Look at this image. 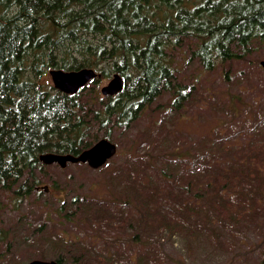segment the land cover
Masks as SVG:
<instances>
[{
    "label": "trees",
    "instance_id": "obj_1",
    "mask_svg": "<svg viewBox=\"0 0 264 264\" xmlns=\"http://www.w3.org/2000/svg\"><path fill=\"white\" fill-rule=\"evenodd\" d=\"M13 9L14 14H10ZM182 35L195 39L189 61H197L201 70L197 82L188 84L178 83L174 64L166 54L172 46L170 38ZM256 45L264 48V0H0V189L14 190L18 196L31 195L43 180L28 184L26 175L33 176L38 168L44 173L40 156L49 152L80 153L99 140L94 133L96 124L110 139L112 128L107 129L108 125L129 127L146 106L164 96H174L168 110L191 106L206 73L211 75L220 68L223 77L232 81L230 64L253 63L249 57ZM57 68H93L99 76L90 81L88 90L87 84L77 93L67 94L45 77L44 71ZM112 72L124 77L125 86L114 96H102L100 83ZM252 123V133L264 130L258 114ZM214 140L225 146L211 157L207 156L213 152L211 147L208 153L197 155L198 159H207L205 166L180 174V169H169L167 164L161 174L163 180L159 178L156 183L146 175L150 154L128 159L122 193L128 187L134 192L139 205L135 218L124 213L122 207L117 216L107 207L94 206L97 202L88 201L86 195L64 202L63 208L70 203L77 205L91 227L105 221L110 227L113 223L117 227L132 223L134 238L148 227L155 231L183 230L178 220L168 218V211H164L168 206L163 207L160 196L177 197L179 192L174 189L186 191L187 196L182 195L173 210L179 219L191 221L198 212L195 207L206 214L211 212L208 192L216 190L215 181L220 183L223 178L224 187L234 185L227 170H242L239 174L253 186L264 175L263 167L251 169L249 165L251 156L261 158L263 154L238 149L224 142L221 134ZM195 177L206 180L194 184ZM145 181L155 187H145ZM57 183L53 180V185ZM214 196L223 200L218 190ZM121 197L124 206L131 203L129 197ZM198 200L200 205L195 206ZM96 209L93 220L92 211ZM64 217L76 218L68 214ZM44 227L40 225L35 230L44 234ZM0 232V241L5 240L8 236ZM52 237L48 240L54 248L49 251L56 258L51 260L61 264H98L107 260L112 264L115 260L109 257L112 254L104 256L81 240ZM39 241L40 238L31 239L28 249ZM44 253L45 250L42 258ZM28 257L25 264L35 259Z\"/></svg>",
    "mask_w": 264,
    "mask_h": 264
},
{
    "label": "rangeland",
    "instance_id": "obj_2",
    "mask_svg": "<svg viewBox=\"0 0 264 264\" xmlns=\"http://www.w3.org/2000/svg\"><path fill=\"white\" fill-rule=\"evenodd\" d=\"M10 14H14V9ZM170 40L172 46L167 48L166 54L174 64L178 83L197 82L201 71L199 64L195 60L189 61L196 47L195 39L182 35L178 38L172 36ZM249 58L253 63L230 64L232 81L223 77L220 68L211 75L206 73L204 85L197 86L189 107L168 110L174 97L171 94L158 99L152 106H146L129 127L108 125L107 129L112 128L110 140L117 144L118 152L104 166L94 169L85 163L68 162L66 167L57 163L45 164L44 173L38 168L33 176L26 175L28 184L39 181V178L43 180L31 195L18 196L14 190L0 189V231L2 236H8L0 241V264H25L30 260L28 256L55 259V253L49 251L54 248L48 240L51 236H63L71 241L81 240L93 245L104 256L112 254L109 255L115 258L112 264H264V175L253 186L239 174L242 170H238L239 173L227 170L234 185L224 187L223 178L220 183L213 179L217 184L215 191H219L223 200L214 196L215 191L209 190L211 212L206 214L195 207L198 212L191 221L175 215L173 207H177L181 196L185 198L187 194L174 189L179 192L177 197L169 195L160 198L163 207L166 204L169 208L164 209L168 211V218L178 220L185 229L155 231L148 227L141 229L136 238L132 223L118 227L113 223L110 227L105 221L91 227L90 220L86 221L87 216L77 209V205L70 203L63 208L64 202H72L77 195H86L88 201L97 202L94 206L107 207L117 216L121 215L122 207L124 213L135 218L139 214V205L134 192L128 187L122 193L128 159L138 154H150L146 175L156 183L159 178L162 179L161 174L167 164L169 169H180V174H187L192 169L198 171L199 167L205 166L207 159L196 156L208 153L210 147L213 152L208 157L218 153L217 150L225 146L214 140L220 134L225 137L224 142L238 149L263 154L261 158L251 156L249 165L251 169L264 168V130L261 133L251 132L255 114L264 122V67L261 64L264 48L256 45ZM44 73L46 79L52 82L49 71ZM112 75L113 72L108 79L101 81L99 89L109 82ZM91 86L92 82L86 90ZM99 128L96 124L94 133L98 134V139L104 138V130ZM53 180L58 183L53 185ZM193 180L195 184L206 178L195 177ZM186 182H183V187ZM45 186L48 189L43 191ZM145 187L153 189L155 186L145 181ZM121 195L129 197L131 203L124 206ZM194 198L192 196L191 200ZM198 205L200 200L195 204ZM96 212L97 209L92 211L93 220ZM64 214L76 218L67 220ZM40 225L45 226L44 234L35 230ZM39 238L36 247L28 249L31 239L35 241ZM98 264L111 263L107 260Z\"/></svg>",
    "mask_w": 264,
    "mask_h": 264
},
{
    "label": "water",
    "instance_id": "obj_3",
    "mask_svg": "<svg viewBox=\"0 0 264 264\" xmlns=\"http://www.w3.org/2000/svg\"><path fill=\"white\" fill-rule=\"evenodd\" d=\"M264 67V61L261 62ZM49 74L53 85L60 91L67 94L77 93L94 78L98 77V72L93 68H82L79 70L51 69ZM125 86V79L120 73H115L113 78L101 87L103 96H114L120 93ZM118 152V146L109 138H101L92 146L84 149L78 154L66 153H45L40 156L44 164L57 163L61 167H66L68 162L85 163L97 169L104 166ZM48 189V186H45ZM27 264H61L56 260L34 259Z\"/></svg>",
    "mask_w": 264,
    "mask_h": 264
},
{
    "label": "bare ground",
    "instance_id": "obj_4",
    "mask_svg": "<svg viewBox=\"0 0 264 264\" xmlns=\"http://www.w3.org/2000/svg\"><path fill=\"white\" fill-rule=\"evenodd\" d=\"M262 61H264V60H262ZM262 61H261V62H262ZM115 73H119V72H114L113 75H112V77H111V79L113 78V76H114ZM111 79H110V80H111ZM110 80H109V81H110Z\"/></svg>",
    "mask_w": 264,
    "mask_h": 264
}]
</instances>
